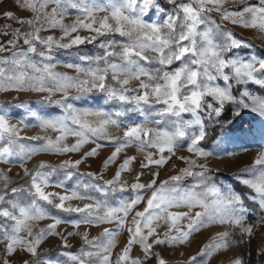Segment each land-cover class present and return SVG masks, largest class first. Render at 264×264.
Masks as SVG:
<instances>
[{
	"label": "rangeland",
	"instance_id": "obj_1",
	"mask_svg": "<svg viewBox=\"0 0 264 264\" xmlns=\"http://www.w3.org/2000/svg\"><path fill=\"white\" fill-rule=\"evenodd\" d=\"M0 264H264V0H0Z\"/></svg>",
	"mask_w": 264,
	"mask_h": 264
},
{
	"label": "trees",
	"instance_id": "obj_2",
	"mask_svg": "<svg viewBox=\"0 0 264 264\" xmlns=\"http://www.w3.org/2000/svg\"><path fill=\"white\" fill-rule=\"evenodd\" d=\"M210 133V135H211V139L212 138H214L215 136H216V132H214V130H212L211 128H208L207 129V134H209Z\"/></svg>",
	"mask_w": 264,
	"mask_h": 264
}]
</instances>
